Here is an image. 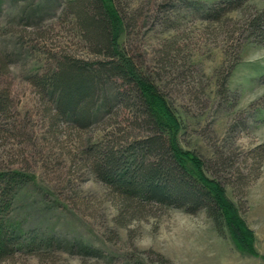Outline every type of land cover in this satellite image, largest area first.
<instances>
[{
	"label": "rangeland",
	"instance_id": "374dc122",
	"mask_svg": "<svg viewBox=\"0 0 264 264\" xmlns=\"http://www.w3.org/2000/svg\"><path fill=\"white\" fill-rule=\"evenodd\" d=\"M121 1L135 24L127 29L114 19L119 48L159 85L160 110L171 113L167 134L224 185L244 233L220 228L205 210L156 207L132 215L133 208L94 176L84 153L112 128L107 123L118 120L107 112L105 96L98 98L93 126L81 130L54 119L55 104L33 80L62 51L91 56L64 14L65 0H0V56L6 61L0 91L9 98L7 112H0V170L29 176L17 191L12 218L32 238L80 239L107 254L56 251L53 260L40 261L24 252L5 264H125L158 254L172 264H264V112L257 104L264 96V43L242 32L246 7L263 9L264 0H248L221 21L204 13L220 0ZM228 60L238 61L223 85L218 71ZM115 86L109 83L111 97Z\"/></svg>",
	"mask_w": 264,
	"mask_h": 264
},
{
	"label": "trees",
	"instance_id": "16d2710c",
	"mask_svg": "<svg viewBox=\"0 0 264 264\" xmlns=\"http://www.w3.org/2000/svg\"><path fill=\"white\" fill-rule=\"evenodd\" d=\"M247 1L220 0L205 8V18L221 21ZM121 3V0H65L64 14L74 20L91 56L62 51L53 57L54 63L47 73L33 78L35 85L55 104L51 110L57 122L61 120L81 130L93 126L98 98L105 96L107 112L118 120L107 123L106 127L112 128L101 140L87 144L84 153L94 176L125 208H133L132 215L139 217L147 208L156 207L181 208L192 214L205 210L220 228L226 224L243 235V221L226 197L224 185L204 172L206 164L202 158L182 153L167 134L171 117L166 106L165 112L160 110L165 100L159 85L119 48L114 19L121 20L127 29L135 24V18L126 15ZM246 8L242 32L264 43V8ZM170 57L164 54L161 58L168 61ZM2 58L0 74L6 67ZM228 61L218 71L223 74V85L238 60ZM109 83L116 85L113 97L108 94ZM8 101V94L0 91V112H7ZM257 104L258 110L264 112V96ZM123 122L126 124L120 126ZM28 177L21 170H0V264L24 252L36 255L40 261L53 260L56 251L95 258L106 256L103 249L80 239L58 235L36 239L32 233L27 237L21 223L12 218V208L18 189ZM158 255L134 262L126 258L125 264H172ZM109 256L114 260L115 256Z\"/></svg>",
	"mask_w": 264,
	"mask_h": 264
}]
</instances>
